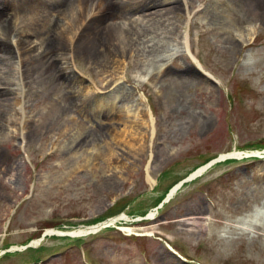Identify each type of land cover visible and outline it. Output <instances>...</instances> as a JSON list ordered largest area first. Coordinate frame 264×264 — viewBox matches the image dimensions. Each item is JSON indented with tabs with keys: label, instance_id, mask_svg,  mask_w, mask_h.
I'll use <instances>...</instances> for the list:
<instances>
[{
	"label": "rangeland",
	"instance_id": "374dc122",
	"mask_svg": "<svg viewBox=\"0 0 264 264\" xmlns=\"http://www.w3.org/2000/svg\"><path fill=\"white\" fill-rule=\"evenodd\" d=\"M179 1L173 16L177 30L162 41L164 52L174 49L179 55L176 73L196 68V75L207 80L210 98L182 83L178 98L168 99L170 80L157 74L162 62L131 52L113 54L105 70L89 64L80 49L72 52L73 78L93 91L86 109L104 102L115 84L125 89L111 112L66 113L69 121L52 108V102L58 107L53 87H39L48 82L45 77V82H24L29 120L20 128L22 135L16 131L0 143V264H264V14L260 19L247 6L241 8L244 23L234 30L239 42L233 53L224 26L201 18L210 0ZM15 4L27 10L28 18L41 6L39 0ZM255 26V38L246 45L242 31ZM186 32L191 55L180 44ZM20 43L26 47L29 38ZM205 117L212 119L211 126ZM87 130L96 135L95 143L76 146ZM235 153L243 159L232 155L213 164L163 201L199 167ZM153 211L155 218L148 220ZM121 215L128 220L70 237ZM187 218L194 223L187 224ZM47 231L64 236H45ZM38 240L37 246L31 244Z\"/></svg>",
	"mask_w": 264,
	"mask_h": 264
},
{
	"label": "bare ground",
	"instance_id": "6f19581e",
	"mask_svg": "<svg viewBox=\"0 0 264 264\" xmlns=\"http://www.w3.org/2000/svg\"><path fill=\"white\" fill-rule=\"evenodd\" d=\"M20 1L0 0V122H4L5 128V131H2L3 126H0V143L16 131L19 137L21 126L27 124L29 120L24 117L29 95L28 91H24L26 80L35 83L39 78L44 82V77L48 80L45 84L38 83V85L43 91H48L51 86L53 87L58 107L51 101L52 108L59 114L78 113L81 117L82 111L86 117H89L96 116V113H102L103 110L111 112L116 108V98L122 99L126 93L125 89L118 84H115L104 102L88 106L86 109L93 91H89L86 82L81 78L76 76L78 81L73 78L69 64L75 48L80 49V53L85 56L89 64L100 65L103 70L110 66L111 58L116 53L131 52L141 59L153 56L151 62L154 64L162 62L161 71L157 74L167 76L170 80L165 90L166 97L171 100L178 98L176 88L182 83H187V86H189L188 83L191 84L201 94L206 90L207 80L196 75L198 71L196 68L186 66L184 70L176 73L173 64L179 55H175L174 49L166 48L164 52L166 44L162 41L172 39L177 30L173 16L180 11L179 0H39L41 6L38 14L30 18L27 17V10L21 4L20 6L15 4ZM235 1L239 3L238 6L233 8L227 6ZM183 2L186 4L185 0ZM209 3L210 8L208 7L201 13L203 14L201 18L212 24L217 23V25L224 26V29L228 31L231 50L236 53L239 40L234 35V30L240 29L244 23L241 8L247 6L246 10H251L255 17L262 19L264 0H210ZM195 22L198 23V18H195L193 24ZM91 28L94 32L90 31V35L82 37L84 32H88ZM256 29L257 26L244 29L245 32L242 31L243 42H248L246 45L253 42ZM27 38H29V43L26 47L22 46L21 39ZM181 41L184 53L189 54L187 33L182 36ZM172 53L175 56H171ZM14 57L16 62H13ZM118 71L122 72L121 61ZM82 83L86 91L82 89ZM205 93L210 98V93L208 91ZM147 117L150 134L153 137L155 126L151 112L147 113ZM66 118L71 121L69 116ZM209 119L205 117V121ZM212 123L210 119V126ZM65 131H67L66 125ZM96 139V135L87 130L76 139L75 145L84 146L89 145L90 142L94 144ZM73 144L69 143V151ZM232 155H237L235 159L244 156L242 153L231 154V157ZM224 157V155L220 156L219 159ZM213 162L215 160L210 163V166ZM208 166L196 169L193 172L196 173L190 175L191 178L200 175L204 169H208ZM149 181L154 182L151 179ZM177 191L178 185L173 186L165 202L171 199ZM155 216L156 212L153 211L146 218L151 220ZM127 220V216L121 215L100 225L81 229L70 236L95 234L101 227H111ZM191 220L192 218H187L186 223L193 224L194 221ZM123 230L130 232L126 228ZM46 233L49 236L54 232L47 231ZM55 234L64 236L59 231ZM39 241H33L31 244L37 246ZM12 250L22 251L23 247ZM2 254L3 251H0V255Z\"/></svg>",
	"mask_w": 264,
	"mask_h": 264
}]
</instances>
